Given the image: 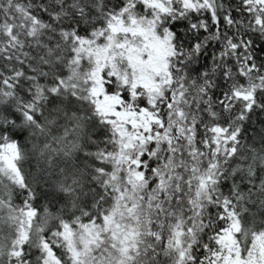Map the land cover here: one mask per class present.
Returning <instances> with one entry per match:
<instances>
[{"label":"snow or ice","instance_id":"obj_1","mask_svg":"<svg viewBox=\"0 0 264 264\" xmlns=\"http://www.w3.org/2000/svg\"><path fill=\"white\" fill-rule=\"evenodd\" d=\"M0 264H264V0H0Z\"/></svg>","mask_w":264,"mask_h":264}]
</instances>
